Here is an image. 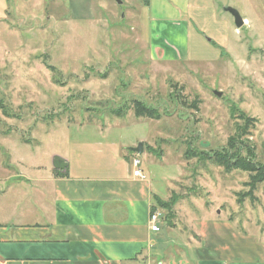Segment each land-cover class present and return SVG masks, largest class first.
I'll return each mask as SVG.
<instances>
[{
	"label": "rangeland",
	"instance_id": "374dc122",
	"mask_svg": "<svg viewBox=\"0 0 264 264\" xmlns=\"http://www.w3.org/2000/svg\"><path fill=\"white\" fill-rule=\"evenodd\" d=\"M225 7L246 20L241 29ZM154 15L143 0H8L0 166L24 177L30 203L27 180L54 172L55 155L70 171L137 158L171 244H196V223L209 218L263 241L264 0H191L188 55L178 60L154 55ZM135 102L154 119L137 118ZM140 144L142 154L132 151ZM220 159L254 171L228 172Z\"/></svg>",
	"mask_w": 264,
	"mask_h": 264
},
{
	"label": "crops",
	"instance_id": "0c3cea01",
	"mask_svg": "<svg viewBox=\"0 0 264 264\" xmlns=\"http://www.w3.org/2000/svg\"><path fill=\"white\" fill-rule=\"evenodd\" d=\"M143 1L156 14L154 55L173 60L188 55L190 27L184 18L191 0ZM7 8L8 0H0V19ZM60 157L68 164L65 171L53 167L43 179L27 180L35 182L30 203L20 187L24 177L0 166V264H264V239L240 235L228 219L198 221L196 244L177 247L170 243L172 233L152 232L157 197L148 179L134 176L133 165L70 171L71 162ZM170 248L185 256L169 258Z\"/></svg>",
	"mask_w": 264,
	"mask_h": 264
},
{
	"label": "trees",
	"instance_id": "16d2710c",
	"mask_svg": "<svg viewBox=\"0 0 264 264\" xmlns=\"http://www.w3.org/2000/svg\"><path fill=\"white\" fill-rule=\"evenodd\" d=\"M0 108H1V106H0ZM134 110H135V115L137 118H152V119H154V117H155L154 116L155 113L149 107H146L145 105H143L141 102H135ZM211 160H213V158ZM213 163H216L220 167H224L226 169V171H228V172L231 171L232 169H240V170H244V171H254V169L253 168L251 169L250 165L245 160H243L242 165H240V166L234 165L235 167L229 165L230 162L225 160V159L215 160ZM256 172H260V170H257ZM261 176H264V171L261 173Z\"/></svg>",
	"mask_w": 264,
	"mask_h": 264
},
{
	"label": "water",
	"instance_id": "95a60500",
	"mask_svg": "<svg viewBox=\"0 0 264 264\" xmlns=\"http://www.w3.org/2000/svg\"><path fill=\"white\" fill-rule=\"evenodd\" d=\"M119 3H121V2H119ZM224 11L230 13L234 17V21H235V25H236L237 29H241L245 25V23H246L245 20L243 19L241 14L236 9L231 8V7H225ZM215 94L218 97L222 96V93H220V92H216ZM132 150L137 154H142L143 153V145L140 144L137 148H134ZM67 166H68V164H67L66 160H64L62 157L55 156L53 158L54 169L63 172L67 169Z\"/></svg>",
	"mask_w": 264,
	"mask_h": 264
},
{
	"label": "built area",
	"instance_id": "2783aa9c",
	"mask_svg": "<svg viewBox=\"0 0 264 264\" xmlns=\"http://www.w3.org/2000/svg\"><path fill=\"white\" fill-rule=\"evenodd\" d=\"M134 170V176L138 177L140 179H145V175L143 174L142 170L140 169V161L135 159L132 162ZM161 220V214L158 211L153 210L150 216V227L151 231L158 233L160 232V221Z\"/></svg>",
	"mask_w": 264,
	"mask_h": 264
}]
</instances>
